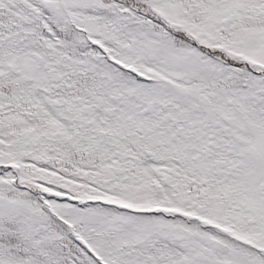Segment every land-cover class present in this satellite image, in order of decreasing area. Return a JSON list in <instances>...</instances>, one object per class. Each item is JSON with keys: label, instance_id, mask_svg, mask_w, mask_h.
<instances>
[{"label": "snow or ice", "instance_id": "1", "mask_svg": "<svg viewBox=\"0 0 264 264\" xmlns=\"http://www.w3.org/2000/svg\"><path fill=\"white\" fill-rule=\"evenodd\" d=\"M0 264H264V0H0Z\"/></svg>", "mask_w": 264, "mask_h": 264}]
</instances>
